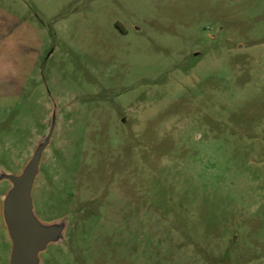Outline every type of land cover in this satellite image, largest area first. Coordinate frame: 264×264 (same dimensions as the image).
Wrapping results in <instances>:
<instances>
[{
  "label": "rangeland",
  "instance_id": "374dc122",
  "mask_svg": "<svg viewBox=\"0 0 264 264\" xmlns=\"http://www.w3.org/2000/svg\"><path fill=\"white\" fill-rule=\"evenodd\" d=\"M52 99L40 264H264V0H0V168Z\"/></svg>",
  "mask_w": 264,
  "mask_h": 264
},
{
  "label": "water",
  "instance_id": "95a60500",
  "mask_svg": "<svg viewBox=\"0 0 264 264\" xmlns=\"http://www.w3.org/2000/svg\"><path fill=\"white\" fill-rule=\"evenodd\" d=\"M52 103L49 129L23 170L14 174L0 168V181L8 180L11 183L2 197L3 220L12 243L9 264H40V253L49 244L64 239L67 218L43 222L35 212L32 196L42 154L50 143L56 124L57 105L53 99Z\"/></svg>",
  "mask_w": 264,
  "mask_h": 264
}]
</instances>
